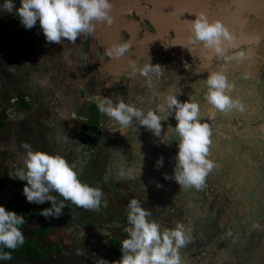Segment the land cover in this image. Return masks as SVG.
Returning <instances> with one entry per match:
<instances>
[{"label":"rangeland","instance_id":"1","mask_svg":"<svg viewBox=\"0 0 264 264\" xmlns=\"http://www.w3.org/2000/svg\"><path fill=\"white\" fill-rule=\"evenodd\" d=\"M71 44H73V42ZM27 46L30 49L28 41ZM69 47V49L66 47L67 50H64L63 48L60 49L56 56H59V58L67 57L71 59L73 54H75L78 49H76L73 45H70ZM32 48L35 51V55H37L36 58L38 65H42L46 68L50 62V59L46 57V54H50V51L53 48L51 46H46L45 48L40 42H35ZM32 48L30 50H32ZM203 57L206 58V55ZM91 58L92 57H90V60ZM93 59L94 57L91 60L92 62L95 60ZM52 60H55V58ZM212 61H215V59ZM228 65H232L231 71L235 73L238 71V74L229 76L228 80L233 86L230 95L240 98V96L244 93L245 99L242 101L245 104L246 110L243 113L236 112L235 110L223 113L213 110L210 105H206L205 107L202 106L200 108L201 120L202 122H207L210 125L212 132L213 143L210 149V158L215 162V167L206 176L204 185L200 189H184L180 188V186L173 179H171L175 165L176 144L178 141L170 138V148L165 150L166 153L161 152L156 155L158 159H163L162 166L156 167L158 159L155 161V164L152 163L143 166L145 183L149 182L150 184L144 186H134L129 190L135 194L134 197L137 199L139 198L138 200L141 202H143V200L148 202L145 207L142 204L141 206L144 208L147 207L146 209L151 212L148 219L155 220L162 228H171L176 222L184 224L189 234V241L179 250L181 264H193L192 258L194 259V257L191 256L188 259H186V257L187 253L191 251V247L194 246L193 243H195V241L198 242V244L195 243V246H197L198 249H201L203 245L200 244V241H202V237L205 236V231L199 230L200 228L198 229L200 222L207 226V224L212 220L213 225H211V223L209 224L211 225L209 229L213 233L212 237H219L220 235L222 237V235H224V230L222 231L223 228L230 230L233 229L234 232L232 233L238 234V232H235L237 229H241L244 226H247L248 229L252 226L255 228L256 225L262 221V208L264 207V69L259 72L258 79L255 80L252 79L249 74V76H243V72H245L242 70L245 67L243 60H238L235 64L229 63ZM218 69H221V67ZM3 71L4 69L0 70V112H3L0 114H6V123L4 127L0 128V205H2L7 211L10 207L9 200L12 199V197H14L16 202H22V205H25L26 203L25 197L22 195V187L26 182L14 178L15 172L23 166V160L25 158L24 144L29 145L34 151L39 150L50 155H62L61 157H63L67 162L69 158L71 159L76 156L79 158L78 162L82 163V165L87 163L85 161L87 158L96 159V157L101 156V154L107 155L108 157L110 150L107 143L103 141L104 136H101L98 131V129L103 131L106 122H103L102 115H97L98 113H96L94 106H85V111L82 113L85 120L81 115L71 114L69 117H66L68 120L61 126V129L57 128L58 131L52 133L51 130L53 129V126L61 124L62 121L59 120L57 115L53 116L54 110L57 109L56 106L48 101L45 104L44 101H40V97L36 96L34 102H37L40 105L36 104L34 105L35 107H29L32 112L29 114V110L28 115H26L22 110H24V105L31 104V101H29V103L25 101L26 99L30 100L29 95L26 96L24 100H20L18 98V102H16L15 99L10 102L11 93L9 92L10 89L8 87V83H12V81L9 80L11 79L12 74L9 68L8 72H6V76L9 79L5 78V83H2L1 80ZM14 73L16 74L15 71ZM85 73L88 75L87 86L91 87V89L94 86L102 88V78H100L101 73H97L93 68L90 70V74L86 71ZM136 75H138V73ZM20 77L21 76H17V80H15L17 82L18 91L21 94L24 89V84H21L24 77H22V80H20ZM153 82L154 81L151 83L153 84ZM255 82H259V86L257 88L258 90H253L254 87L252 85ZM65 86L67 88H71L69 91L71 93L70 98L74 99V94L77 91V84L67 83ZM184 87L187 90L189 89L188 84H184ZM40 88L41 84L37 83L33 92L38 93ZM202 88L205 89V86L202 85ZM23 92H26V88ZM44 92L42 91V93ZM103 92L104 89L102 90V93ZM38 94H40V92ZM136 95L146 97L139 91ZM15 96L17 97V95H13V98H15ZM151 101H153V99H151ZM62 109H65V107H62ZM79 110L80 109L78 107V112ZM168 118L173 117L170 116ZM108 120L111 121L109 117ZM93 121L95 123L94 125H96V121L102 123L94 127L92 124ZM135 123L136 121L134 120L131 125ZM166 123V125L170 126L174 124V122ZM73 124H75L76 127H74L75 125L72 126ZM109 124V128L116 125L114 121ZM82 125H86L85 128L88 131L86 133V138H84V136H82L84 134L81 133L83 130V128H81ZM135 126H137V124ZM107 135H109V132ZM173 136L176 137L175 132L173 133ZM78 137H81L80 140L83 141H87L88 139L89 143L87 142L84 144L81 142L79 145ZM99 141L101 142L99 143ZM95 144H98L97 146L100 147L99 152L90 154L92 158L89 155L85 156V153L93 152V145ZM109 162H113L112 158H109L108 163ZM140 162L141 161H139V163ZM144 162L146 163V160ZM130 166H134V164H131ZM84 167L79 166V168H76L78 170L76 172L78 174L77 177L80 176L81 179L88 182L89 186L99 188L101 190L102 204H100L103 207L107 203L111 208L115 207L113 197L117 191H119V193L121 191L125 193L124 195L128 197L129 201V197L131 195L130 193H126L125 187H118L115 181L112 182L113 179H110L113 177L110 176V168L107 169L109 172V179L106 181L101 179V172L97 171V173L91 174V168L88 170V166L86 167L87 169ZM149 168L151 172L156 174L157 170L161 171L166 168V174L169 178L165 179V174H163L162 178H159V176L152 177L150 176L151 173L148 170ZM80 178L78 179L80 180ZM140 181L142 182V180ZM154 181H157L155 182L156 184H154ZM143 187L144 189L147 188L151 191L152 197H150L146 189L142 192L141 188ZM134 189L138 190L136 191ZM49 195L54 196L58 204L61 202L64 204L62 212L68 213V217L62 218L59 223H56L53 231H51L48 236L42 237L41 240L44 239L43 241L45 243L52 245L53 243L51 238L54 237L58 239L63 246H65L67 241H63L62 238L68 237L69 239L74 238L76 240L75 242L73 241V245L82 243L81 245L84 246L85 239H87V236L90 234L92 237H95L94 243H97V245L102 248L101 251L104 254V259H109L113 256V252L106 250V242L104 240L113 235L111 228H114L116 225L119 226V221L122 224H124V222L127 223V216H123V213H127V208L118 215L117 220L113 217L115 216L114 209H111V213L109 214L106 210L107 208L103 207L97 209H86V211L89 210L90 215H95H91L89 217L86 216L84 218V212H82L83 210L80 212L78 211V213L76 211L77 207L74 206L73 208L72 206L74 204L70 201L63 200L58 193L52 191ZM130 199H132V196ZM174 205L180 209V212L179 209H177L178 212L173 214V211L176 209ZM125 206L127 207V204H125ZM78 209L81 208L78 207ZM191 211L195 213H191ZM185 212H187L189 216H187ZM81 213L83 214L81 215ZM211 215H213L214 218H211ZM44 219L45 218H42L39 221H33L31 224H25V228L21 230L23 235L26 236L30 229L36 228ZM49 219L50 220L48 221L53 220L52 218ZM228 225H232V227L230 228ZM85 226H88L86 228L88 229L87 232L86 229H84ZM92 226H96V228ZM57 227L60 228L57 229ZM125 228L123 226L120 230ZM61 229H63L64 232H62ZM78 235L80 237H77ZM238 235L241 239L240 242H237L235 238H233L231 243L223 245L224 248L219 251L220 254L223 252L225 255L224 257H227L225 261L227 259L228 263H230L231 260H233L232 262H234V260L242 261V259L239 258H242L243 252H245L246 257L251 256V258L256 259L255 261L258 264H263L260 260L261 253L254 254L257 247H255V245L258 244L257 242L260 243V241L256 239V234L253 236L251 231L247 233H243L241 231ZM245 238L250 243L245 242ZM215 241L217 242V245L221 243L220 239L214 240V242ZM214 242L213 247L216 244ZM252 242L255 245L251 244ZM248 245L250 248L248 247V252H246L244 250V246ZM235 249H239L237 253L233 252ZM81 250L83 258L82 264H96V261L90 262V246H88L86 250L84 247H81ZM219 252H214L213 248H208V251L205 250L203 252L202 250L201 253H208V255H206L208 256L207 264H217L219 263L220 257H222ZM62 256V253L56 252L54 257H50L46 261L36 260L31 257H24V261H26L27 264H74V262H70L66 256ZM21 261H23V258ZM249 264H251V262H249Z\"/></svg>","mask_w":264,"mask_h":264},{"label":"flooded vegetation","instance_id":"2","mask_svg":"<svg viewBox=\"0 0 264 264\" xmlns=\"http://www.w3.org/2000/svg\"><path fill=\"white\" fill-rule=\"evenodd\" d=\"M178 4H179L178 6L179 9L188 11L186 12V14L188 13L186 18L175 17L174 22L171 21V18L169 19L166 18L167 20L166 24L162 23V25L160 26L161 29H158V33L155 25L153 24V21L145 17L144 14L139 11L133 10L131 11L130 15L127 14L126 19H123L121 23V27H118L115 24V21L112 22L109 28L113 30L120 29L122 32L121 34L124 36L122 37L123 39L118 37L117 40H115L117 41L115 44H119L125 41H127L130 44V48L128 49V52L124 54L126 57V61H125L126 63L124 67L119 68L117 73L113 72V68H111L109 65V62L111 63V58L108 55H106L107 47L111 44L109 41L98 42L97 39L88 36V34H80L76 39V41L73 42V44H71L72 42H68L66 39H62V41L58 43L59 45L57 44L56 46L55 43H48L52 45L53 49L50 51L51 60L46 68L42 65L40 66L38 65V61L36 58L37 55H34L35 51L32 48V46L35 42L37 43V40L30 43L31 45L30 49L32 48L33 60H34L31 63L34 64V67H36V69L38 70H35L36 72L34 73L28 70L27 73L33 75L28 76L27 79H23L21 84H24L23 90H25L26 88V92L28 93L27 95H29V99L31 101L30 107H33L34 105L38 104L37 102H34L36 96L40 97V101L42 102L44 101L45 104L48 101L56 106L57 109L54 110L53 116L57 115V117H59V120L62 121L61 124L59 125L56 124L53 126L54 131H51L52 133L58 131L57 128L61 129V126L64 125V123L67 121L66 117H69V115L71 114H78L84 118V115H82V113L85 111L84 110L85 106L86 105L89 107L91 105L97 106L98 100L102 97L111 98L114 104L119 100H123L125 103L135 104L143 111H147L148 109H155L156 104L160 103V101L163 98V95L169 92L173 94H178L179 95L178 99L181 101L191 99L198 102L200 108L202 106L205 107L206 105H208L206 100L204 99V94L206 89L202 88L207 73L211 71L220 70L218 68L221 67L223 68L225 74L229 79V76H232L233 74H238V71H236L237 73L231 71L232 65H228V64L229 63L235 64L237 60L233 59L225 62L223 59L216 58L215 56H213L211 59H208L207 57L210 54L208 53L207 50L203 49L201 46H194V47L188 46L191 52L190 55L187 49L179 48V45L173 43V41L177 40L179 37H184L185 35L190 33L189 21L193 19V16L197 13L206 14L210 20H215V19L220 20L221 17L222 19L223 18L227 19V21L225 20L224 22L226 23L228 29L230 23L231 25L234 24L232 23V19L231 21L229 20L231 18L230 16L240 13L241 17L247 19V21L252 25V28L255 29L256 33H254L255 34L254 36L264 37V0H179ZM123 17L125 18V15H123ZM114 19H118V18H114ZM234 34L236 37L238 36L237 32H234ZM147 35H150V38H146ZM153 37L155 38L153 39ZM237 44H238L237 49H230L229 55L233 54V52L237 50H243L245 53L247 52L246 48L249 46V44L247 43L244 44L238 41ZM51 45H47V46H51ZM70 45H73L74 47H76V49H78V51L75 54H73L71 59L67 57L59 58V56L58 57L56 56L60 49L63 48L64 50H67L70 48L69 47ZM253 47L254 49L253 52H251L252 53L251 55L258 56L259 54L264 53V39H261L259 43L254 42ZM204 55H206V58L203 57ZM46 57L49 58V53L46 54ZM90 57L92 58L94 57L95 60L93 59L94 61L92 62L91 61L92 58L90 60ZM34 58H36V60ZM53 58H55L54 61L52 60ZM214 59L215 61H212ZM149 60L151 63L159 64L163 68L158 78L156 77L152 78V81L154 82L152 84L151 90L149 89L148 83L145 81L144 77L140 76L139 74H138L139 76L129 75L131 69L128 66L129 61H136L138 66H142L144 63L148 62ZM207 63L213 65V68H211L209 64L206 65ZM92 68L97 73H101L100 78H102L101 79V84L103 85L102 88H99V86L98 87L94 86L91 89V87L87 86L88 75H86L85 71L90 74V70H92ZM74 69H76V71H74ZM263 69H264V65L259 67L258 71L256 72V76L254 78L255 80L258 79V74ZM243 73H244L243 76L246 75L249 76L248 74H250L249 72H243ZM5 78H2L1 80L2 83H5L6 80ZM37 83L41 84V88L39 91L40 94H38L39 92L38 93L33 92V89L36 88ZM67 83L77 84V91L74 94L75 96L74 99L70 98L71 93L69 91L71 88L70 87L67 88L65 86V84ZM184 84H188L189 86L188 90L184 87ZM252 86L254 87L253 90H258L257 88L259 86V82H255ZM15 88H16V84L14 85V90L11 88L12 92L10 94V97L13 95H17V97L15 96V101H17L18 91H16ZM103 89L104 92L102 93ZM42 91L45 92L42 93ZM138 91L142 92L143 95H145L146 97H140L139 95H136ZM81 97H90V98H86V100H82ZM240 98L241 100L245 99L244 93L240 96ZM151 99H153V101H151ZM62 107H65L66 110L62 109ZM78 107L80 109L79 112H78ZM25 114L28 115V113ZM99 114L102 115L103 122H106L103 131H101L100 129H98V131L100 132L101 136H104L103 141L107 143L109 147L110 150L109 156L107 157V155H102L100 153L101 156L96 157V159H93L90 156V154H94V152H99L100 150V147L97 146L98 144H95L93 145L94 150L92 153H85V156L89 155L92 158V159L87 158V160H85L87 162L86 164L84 163L82 165V163H79L78 162L79 158H77L76 156L71 159L69 158L68 164L73 165L72 167L75 170V172L78 171L76 168L77 167L79 168V166L84 167L85 165L84 167L85 169H87L86 167L88 166V170L89 168H91L92 170V172L90 171L91 174L97 173V171L101 172V179L106 181H108L109 179L108 178L109 172L107 169L110 168L111 169L110 176H113L112 178H110L113 179L112 182L115 181L118 187L120 186L125 187L126 193L127 194L130 193L132 198H135L134 197L135 194L129 191L130 188L134 186H141V185L144 186L150 184L149 182L145 183L143 166L146 164H152V163L155 164V161L158 159L156 155L161 152L166 153L165 150L170 148V144H169L170 138L176 139V141H178V137L173 136L174 133L173 131L176 121L174 118H168L162 121L160 137H156L152 134L150 130L141 127L137 122L122 130H116L119 127L117 124L109 128L110 127L109 123L110 122L112 123L113 120L109 121L108 117L103 113H101L100 111ZM166 122H170V123L174 122V124L171 126L173 127L172 131H168V127L170 125H166L167 124ZM100 123L102 122H99V125ZM136 124L137 126H135ZM74 125L75 124H73L72 126ZM85 126L86 125H82L81 127L83 128L81 133L84 134L82 135L84 136V138H86V133L88 132ZM74 127H76V125ZM108 132L109 135H107ZM81 137H78L79 145L81 144V142L86 144L88 142V139L87 141L86 140L83 141L80 140ZM100 142L101 141H99V143ZM109 158H112L113 160L112 163L110 162L108 163ZM145 160L146 163L144 162ZM139 161L141 162L139 163ZM131 164H134V166H130ZM148 170L150 171V168ZM166 170H167L166 168H164V170L161 171L157 170V174L150 171L151 173L150 176L152 177L159 176V178H162L163 174L167 173ZM122 171L124 173L123 176L120 175ZM78 178H80V176ZM140 180H142V182ZM80 181H82V183L88 184V182H85L84 179L80 178ZM155 182L157 181H154V184H156ZM145 189L148 191L150 197H152L151 191L147 188ZM145 189L144 187L141 188L142 192H144ZM134 190L137 191L138 189H134ZM124 194L125 193H123L122 191L120 193L119 191H117V193L114 195L113 197V202L115 203L114 208H111L108 203L105 204L104 207L101 205L102 204L101 203L98 208L101 207L107 208L106 210L109 214L111 213V209H114L115 212L114 215L117 216L116 217L113 216V217L115 220H117L118 215L121 214L124 211V209L127 208L125 204L128 203V197ZM10 202L11 200H9V205ZM20 204L22 205V202H20ZM28 204L29 203L26 202L24 206H27ZM141 204L144 205L145 207L148 204V202L146 200L145 201L143 200ZM74 206L76 205H73L72 207L74 208ZM174 207L176 209L173 211V214L177 213L178 212L177 209H179L177 208L176 205H174ZM76 211L84 212L83 215L84 218L86 216L89 217L91 215L93 216L95 215V214L90 215L89 210L86 211V209H82V208L78 209V207ZM185 213L187 216H189L187 212ZM191 213H195V212L191 211ZM82 214L83 213H81V215ZM123 214H124L123 216H127V213H123ZM210 217L214 218L213 215H211ZM42 218L44 217L40 215L39 218L35 221H39ZM49 218L44 219L42 222H46L50 224V231H53L54 226L56 225V223L59 222L54 220V218H52L53 219L52 221H48L50 220ZM31 223L32 222L27 224H31ZM118 223L119 226L117 225L115 226L118 228L114 227L111 228V230L113 233L112 236L117 237L121 241L126 238V233L124 229L120 230V228H122L123 226L124 228L130 227V225H128V223L125 222L124 224H122L120 221ZM210 223L211 225H213L211 220L207 224V226H205L201 222L198 226V229L200 228L199 230L205 231V236L202 237V241H200V244H203L201 247L203 252L205 250L208 251V248H213L214 252L217 250L220 251L222 248H224L223 245L231 243L233 238H235V240L238 242L239 240L238 234L244 229V228L237 229V231L235 232H238V234L236 233L233 234L232 233L234 232L233 229L230 230L227 228L226 229L223 228L222 231L224 230V235H222V237L221 235L219 237H212L213 233L209 229L211 226L209 225ZM259 225L261 224L259 223ZM92 227L96 228V226H92ZM229 227L231 228L232 225H230ZM24 228H22L21 230H23ZM58 228L60 227H57V229ZM251 229L254 230L253 226L250 227L248 230L250 231ZM32 230L33 229H30V231ZM261 230H264V227L261 228ZM44 236H46V234L43 235L42 237ZM42 237L41 236L40 238L37 237L38 239H40V244L45 245L46 247L49 248L51 244L45 243L43 241L44 239L41 240ZM110 239L111 238L104 240V241L107 240L108 247H110L109 244ZM219 239L221 240V243H219L220 245L219 244L217 245V242L216 241L214 242V240H219ZM85 242L87 245H89V243H94L95 237L94 236L92 237L89 234L87 236V239H85ZM213 242L216 243L215 244L216 247L215 245L213 247ZM195 243L198 244V242L196 241ZM195 243H193L194 246L191 247V251L187 253L186 259L192 256L194 257V259L192 258L193 264H207L208 256L206 255H208V253L202 254L201 253L202 250L198 249L197 246H195ZM238 250L239 249H235L233 252L237 253ZM244 250L248 252V248L244 247ZM50 257L53 256L49 255L47 258L44 259H37V258L35 259L46 261ZM75 257L76 256H74L73 258ZM226 258L227 257H224V259ZM229 259L231 258L229 257ZM239 259H242V261L234 260V262H232L233 260H231L230 264H238V263L249 264V262H251V264H258L255 261L256 260L255 258H252L253 260H250L251 256L246 257L245 252H243L242 258ZM93 261L96 260L91 254L90 262Z\"/></svg>","mask_w":264,"mask_h":264},{"label":"clouds","instance_id":"3","mask_svg":"<svg viewBox=\"0 0 264 264\" xmlns=\"http://www.w3.org/2000/svg\"><path fill=\"white\" fill-rule=\"evenodd\" d=\"M112 7V0H19L18 7L14 0H3L0 12L13 13L15 8L14 14L25 30L32 28L38 21L45 41L60 43L62 39L74 42L80 34H91L99 24L110 26L113 22ZM189 32L186 45L181 47L187 49L190 55L188 46H201L210 54L208 59L215 56L227 62L245 58L243 50L229 55L230 49L238 47L237 38L221 20H210L206 14L197 13L189 21ZM252 39L259 43L264 37L256 36ZM129 48L127 41L115 44L106 50V55L119 59ZM128 66L131 69L129 75L138 73L144 77L150 90L152 78H158L163 69L150 60L142 66H138L136 61H129ZM204 86V99L213 110L223 113L233 110L243 113L246 110L239 97L230 95L233 86L223 68L207 73ZM178 96L169 92L163 95L155 109L147 111L123 100L114 104L108 97L100 98L97 108L119 126L116 130L129 127L135 120L156 137H160L161 122L173 117L178 143L171 179L180 188L200 189L206 176L215 167V162L210 158L212 132L210 125L201 120L198 102L191 99L181 101ZM172 130L173 127L169 126L168 131ZM23 147V166L15 172L14 178L26 182L22 187L26 202L51 204V207L41 209L39 215L45 219L61 215L64 204H58L55 197L49 195L52 191L77 207H99L101 190L82 183L63 157L34 151L27 144ZM162 164L163 159L159 158L156 167ZM120 175H124L123 171ZM164 178L169 177L165 174ZM127 209L126 219L130 227L124 229L126 238L120 241L121 256L112 264H181L179 250L189 241L184 224L176 222L171 228H162L155 220L148 219L151 212L142 207L137 198L128 201ZM24 223L23 215L6 211L0 205V261H10L11 252L24 244L25 237L20 228Z\"/></svg>","mask_w":264,"mask_h":264},{"label":"crops","instance_id":"4","mask_svg":"<svg viewBox=\"0 0 264 264\" xmlns=\"http://www.w3.org/2000/svg\"><path fill=\"white\" fill-rule=\"evenodd\" d=\"M2 2H3V0H0V3H2ZM178 3H179V0H112L113 7H112L111 15L113 17V21H115V24L118 27H121V23H122L123 19H126L127 14L130 15L131 11H133V10L139 11V12L143 13L145 17H147L148 19L153 21V24L155 25L157 33H158V29H161L160 26L162 25V23L166 24V22H167L166 18H168V19L171 18L172 22H174L175 17L186 18V16L188 15V13L186 14V12H188V11H185L183 9H179ZM251 3H253V2H251ZM14 4L16 7H18L19 6V0H14ZM14 13H15V8L13 9V13L0 12V66H1L0 70L4 69V71L2 72V78H5L6 72H8V69L10 68L11 74H12L11 79H9L6 76L9 80L12 81V83H8V87L10 90H11V88L14 89L15 84H16V88H17V82H16L17 76H21L20 80H22V77H24V79H27L28 76L33 75V74L27 73L28 70H30L33 73L36 72L35 70H38V69H36V67H34V64L31 63L32 61H34L33 60V53H32V50H30L28 48L27 41L29 42V46H31L30 45L31 42L36 41V40H37V42L44 43L43 44L44 47L47 45H51L48 43H53V42H46L45 41L38 21H37L36 25H34L32 28L25 30L24 27L22 25H20L19 19ZM123 15H125V18L123 17ZM230 17L231 18L229 20L231 21V19H232V23H234L232 25H231V23L229 24L230 32H232L233 34H234V32L238 33V36H237L238 42H241L244 44L245 43L249 44V46L246 48L247 52L245 53V58L242 59L245 63V67L242 70L250 73V71H251L250 66H252L254 63H256L255 57H252L250 59V57L252 56L251 52H253V49H254L253 43L255 42V40H253L252 38L255 37L254 33H256V31L254 28H252V25L247 21V19L241 17L240 13L233 15V16H230ZM114 18H118V19H114ZM220 20L226 25V23L224 21L225 20L227 21V19H224V18L222 19V17H221ZM110 26L104 25V24H99L96 26L95 30L91 34H88V36L97 39L98 42L109 41L111 43L110 44L111 46L109 45L107 47V50L110 49L113 45H115V43L117 42L115 40H117L118 37H120V38L124 37L121 34L122 32L120 29H119L120 31L119 30H113V29L109 28ZM189 35H190V33H188L184 37H179L177 39L178 41L174 40L173 43H175L176 45H179V48H183L181 46L186 45L187 37ZM146 38H150V35H147ZM154 38L155 37H153V39ZM57 44L58 43H55V46ZM51 47H52V45H51ZM110 58H111V63L109 62V65L111 68H113L114 73H117L119 68L124 67V65L126 63L125 62L126 61L125 55H123L119 59H116L113 57H110ZM256 58L263 61L264 60V53L259 54L258 56L256 55ZM34 59L36 60V58H34ZM48 59H50V54H49ZM208 64L210 65V63H207L206 65H208ZM77 65H78V62H77ZM210 66H211V68H213V65H210ZM14 71L16 72V74L14 73ZM74 71H76V69H74ZM81 98H82V100H86V98H90V97H81ZM13 99H15V98H13V96H11L10 102ZM29 107L27 109L22 110V111H24L25 113H28V111L31 109ZM31 112H32V110L29 111V114H31ZM66 120H68V119H66ZM53 130H51V131H53ZM10 200L16 202L14 197H12V199H10ZM86 228H87V226L84 227V229H86ZM87 231H88V229H86V232ZM62 232H64L63 229H62ZM49 233H51V231H49L46 234V236H48ZM77 237H80V236L78 235ZM112 237L113 236H111L110 238H112ZM38 238H40V236H38ZM38 238L36 239V241L40 243V239H38ZM62 240L65 242L67 241V244L64 242L66 244L65 246H62V244L59 242L58 239H56L54 237L51 238V241L53 244L50 245L49 248L53 249L52 254H51L53 257L55 256L56 252H59V253H62L64 257L66 256L70 260V262L73 261L74 264H82L83 258H82L81 247H84V249L86 250L88 248V246H90L91 254L95 253L96 255H99L101 258L104 259V254L101 251L102 248H100L98 245H96L97 243H89V245H87L85 242L84 246H82L81 245L82 243H79V244L77 243V244L73 245V243L76 241L74 238L69 239L68 237H63ZM105 242H106V245H105L106 250H109L112 252L110 247H108L107 240ZM57 246H58V248H56ZM40 247H46V246L40 244ZM72 254H73V256H72ZM220 255L223 256V257H220V259L225 260L224 254H220ZM74 256H76V257L73 258ZM26 257L27 256H25V258ZM31 258H34V257H31ZM219 261H221V260H219ZM20 262L26 263V261H24V258H23V261L20 260ZM225 262H227V261H223L221 263L222 264L228 263V262L227 263H225ZM228 264H230V263H228Z\"/></svg>","mask_w":264,"mask_h":264},{"label":"trees","instance_id":"5","mask_svg":"<svg viewBox=\"0 0 264 264\" xmlns=\"http://www.w3.org/2000/svg\"><path fill=\"white\" fill-rule=\"evenodd\" d=\"M252 57H255L256 63H254L252 66H250L251 72L249 75L252 77V79H254L256 76V72L258 71L259 67L264 65V60L261 61L260 59H257L255 55H252L250 57V59ZM15 90L18 91L17 88H15ZM11 92L12 91H10V93ZM17 94H19L18 98L20 100L21 99L24 100V98L26 96H28L27 95L28 93L23 92V91L21 94L18 91ZM25 101H27V103H29L30 100L26 99ZM16 102H18V100ZM93 106L96 110V113H98L97 115H100L97 106L96 105H93ZM23 107H24V109H27L29 107V105L27 104V105H24ZM0 113H3V112H0ZM5 123H6V114L5 115L0 114V128L4 127ZM92 124L94 127L98 126L99 121H96V125H94L95 124L94 121ZM47 207H51V204L48 202H45V203L39 204V205H37L35 203H29L27 206H24V205H21L19 202L11 201L10 207L8 210L14 211L17 214H21L24 216L25 223L22 226H20V228L22 229V228H24L25 224L37 220L40 216L39 215L40 210L43 208H47ZM66 217H68V213H64L61 211V215L57 218H54V220H56L57 222H60L62 220V218H66ZM261 217H262V221L260 222L261 225L258 224V225H256L255 228L253 227L254 230L253 229L250 230L254 234H256L255 235L256 239L258 241H260V243L262 240H264V235H263L264 230H261V228L264 227V207L262 209V216ZM243 228H244L242 231L243 233L249 232V230L246 226H244ZM49 231H50V224H48L46 222H41L35 229H33L32 231H29L28 234L26 236H24L25 237L24 244L22 246H18L17 249H15L11 252L12 259L10 261H0V264H26L24 262H20V260L25 256L34 257L37 259L47 258L49 255L52 254L53 249L47 248V247H40V243L36 241V238L38 236H43V235L47 234ZM253 233H252V235H253ZM239 239H240V236H239ZM238 241H241V240H238ZM245 242L250 243L247 241L246 238H245ZM109 244L111 247L110 249L113 252V256L109 259H103L99 255H96L95 253H93L92 255H93L94 259L96 260V264H112L113 261L119 260V258L121 256L120 240L117 237L113 236L109 240ZM251 244H253V243H251ZM263 245H264V243H261L260 247H262ZM248 246H244V247L248 248ZM56 248H58V246Z\"/></svg>","mask_w":264,"mask_h":264},{"label":"water","instance_id":"6","mask_svg":"<svg viewBox=\"0 0 264 264\" xmlns=\"http://www.w3.org/2000/svg\"><path fill=\"white\" fill-rule=\"evenodd\" d=\"M264 235V234H263ZM253 243V242H252ZM258 244H254L255 245V247H256V249H255V253L254 254H259V253H261V255H260V257H261V262L264 264V245L262 246V247H260V243L259 242H257ZM261 243H264V240H262L261 241ZM218 252H219V250H217ZM219 254H220V252H219ZM222 254H223V252H222ZM223 257V256H222ZM252 259V258H251ZM250 259V260H251ZM219 260H221V261H219V263H221V262H223V260L222 259H219ZM231 260V259H230ZM227 261V260H226ZM219 263H217V264H219Z\"/></svg>","mask_w":264,"mask_h":264}]
</instances>
